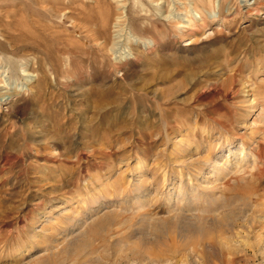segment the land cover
<instances>
[{
  "label": "rangeland",
  "instance_id": "374dc122",
  "mask_svg": "<svg viewBox=\"0 0 264 264\" xmlns=\"http://www.w3.org/2000/svg\"><path fill=\"white\" fill-rule=\"evenodd\" d=\"M0 264H264V0H0Z\"/></svg>",
  "mask_w": 264,
  "mask_h": 264
}]
</instances>
